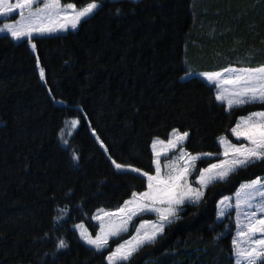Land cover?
<instances>
[{
	"label": "trees",
	"instance_id": "trees-1",
	"mask_svg": "<svg viewBox=\"0 0 264 264\" xmlns=\"http://www.w3.org/2000/svg\"><path fill=\"white\" fill-rule=\"evenodd\" d=\"M88 2L62 0L78 8ZM101 2L76 30L33 38L35 52L26 39L0 35V264H107L113 247L133 234L97 252L71 229L82 222L94 232L96 210H115L146 187L143 177L114 169L89 129L118 162L153 172L154 139L188 131L186 151L219 154L217 138L236 143L229 132L236 119L264 109L254 103L227 111L215 87L198 76L183 79L263 65L264 0ZM73 118L80 120L74 129ZM214 160H197V170ZM263 175L257 163L209 185L204 200L186 204L130 264H234L233 211L217 222L216 203ZM59 239L66 249L57 250Z\"/></svg>",
	"mask_w": 264,
	"mask_h": 264
},
{
	"label": "snow or ice",
	"instance_id": "snow-or-ice-1",
	"mask_svg": "<svg viewBox=\"0 0 264 264\" xmlns=\"http://www.w3.org/2000/svg\"><path fill=\"white\" fill-rule=\"evenodd\" d=\"M132 3L137 5L139 0H132ZM104 6L106 5L101 0H90L86 6L79 8L74 3L64 4L62 0H15L14 3L11 0H0V17L14 19V13L19 15V19H15L14 23H3L0 26V34L7 33L14 41L26 39L35 52L34 35H52L66 32L69 28L75 30ZM37 65L39 67L38 57ZM199 76L216 86L215 99L226 103L227 111L246 104H264V65L247 68L228 67L222 71L201 72ZM39 77L42 81L45 80L43 68H40ZM79 123V118L70 121L73 129ZM230 131L237 140L246 143L235 144L227 137L218 138L223 148L224 159L217 163L210 162L208 167L197 170V160L220 154L194 155L186 151L183 145L190 133L173 129L166 144L158 138L154 139L151 145L154 172H151L132 164L118 162L112 157L109 148L95 129H92V135L100 148L108 154L114 169L117 172H129L143 177L146 187L144 191H132L130 198L114 211L99 209V214L93 216L99 223V231L95 236L87 232L83 224L76 225L75 227L80 230V238L97 252H101L109 247L110 239L118 238L122 233L129 231L135 217L154 213L157 216L156 221L141 220L138 226L132 225L133 235L117 243L105 257L107 264H130L136 253L145 246L155 245L163 238L165 229L180 219V212L186 204H200L204 200V190L209 185L217 181L227 182L237 170L255 166L257 163L264 164V111L252 112L247 117L240 118ZM61 139L65 145L68 144L66 139L63 137ZM158 145H164V148L159 149ZM176 149H179V154L162 165L161 156ZM72 159L78 161L79 156L73 152ZM194 171H197L195 183L199 187H194L189 181ZM230 199L226 197L219 201V204L224 205L225 201ZM229 206L235 208L237 237L240 238L233 239L235 255L238 258L243 257L246 264L258 262L264 264V178L257 177L241 184L235 193V204ZM60 211L64 212L65 209ZM223 216L224 212L221 211L217 219ZM241 242L244 246H241ZM67 247L65 240H58L56 244L58 251Z\"/></svg>",
	"mask_w": 264,
	"mask_h": 264
},
{
	"label": "rangeland",
	"instance_id": "rangeland-1",
	"mask_svg": "<svg viewBox=\"0 0 264 264\" xmlns=\"http://www.w3.org/2000/svg\"><path fill=\"white\" fill-rule=\"evenodd\" d=\"M114 1H117V0H114ZM11 2H15V0H11ZM86 6V5H85ZM83 7V6H82ZM13 17H14V19L13 18H11V17H9V18H5V17H0V26H2L3 25V23H14L15 22V19H19V15H18V13H14L13 14ZM79 26V25H78ZM77 29V28H76ZM75 29V30H76ZM73 29H71V28H69L68 29V31H72ZM68 31H66V32H68ZM66 32H57V33H54V34H52V35H47V34H45V35H42L43 37H49V36H53V35H60V34H64V33H66ZM0 35H2V34H0ZM3 35H7V36H9L10 37V35H8L7 33H4ZM37 36H41V35H34L33 36V38H36ZM11 38V37H10ZM14 41V40H13ZM28 47H30V50L32 51V52H34L33 50H32V47H31V45L29 44L28 45ZM264 65V64H263ZM255 67H258V66H255ZM228 68V67H227ZM232 68H236V67H232ZM237 68H247V67H237ZM227 75V74H226ZM192 76H198V77H200L202 80H204L205 82H207L208 83V81H206L203 77H201V76H199V74H193V73H191V75H184L183 76V79H189V78H191ZM209 84V83H208ZM209 85H212L213 87H215V94H216V91H217V89H216V86L215 85H213V84H209ZM219 103H221V102H219ZM221 104H223L224 106H225V110H226V108H227V105H226V103H221ZM260 111H264V109L263 110H254V111H251L250 113H252V112H260ZM250 113H248V114H245V115H241V116H239L237 119H236V123L237 122H239V120H240V118H242V117H247ZM235 123V124H236ZM235 126V125H234ZM233 126V127H234ZM90 130V132H91V134H92V129H89ZM67 132H70V129H67L66 130ZM172 132V131H171ZM170 132V133H171ZM230 133H231V131H229ZM231 136H232V134H231ZM220 137H226L225 135H222V136H220ZM220 137H218V138H220ZM92 138H94L95 139V141H96V138L92 135ZM171 138V136H170V134H169V137H168V139L167 140H162V141H164L165 142V144L167 143V141L169 140ZM232 138H233V140L236 142L235 144H240V143H246V141H243V140H237L234 136H232ZM159 139V138H158ZM159 140H161V139H159ZM154 141V140H153ZM153 141H152V143H153ZM97 142V141H96ZM233 142V141H232ZM98 143V142H97ZM152 143H151V145H152ZM217 143H218V145L220 146V155H218V156H213V157H211V158H209V157H202L201 159H203V160H208V159H215L212 163H217V162H219L220 160H222V159H224V157H223V155H222V152H223V148H222V146L220 145V143H219V139H217ZM234 143V142H233ZM151 145H150V148H151ZM158 148L159 149H163L164 148V145H158ZM179 154V149H176V150H174V151H168L167 152V155H162L161 156V163H162V165L165 163V162H167L168 160H170V159H172V158H174L176 155H178ZM151 155H152V159H153V154H152V148H151ZM206 167H208V166H206ZM153 168H154V166H153ZM164 171H167L166 169H164ZM153 172H154V170H153ZM193 174V173H192ZM191 177V176H190ZM190 177H189V181H190ZM196 178H197V176L195 177V179L193 180V182H194V184L195 185H193L194 187H199V185L198 184H196L195 183V181H196ZM257 178V177H256ZM256 178H254V179H256ZM261 178H264V175L263 176H261ZM248 182H250V181H243L241 184H244V183H248ZM192 183V182H191ZM193 184V183H192ZM241 186V185H240ZM240 186L235 190V191H233V192H231V194H226V195H223L221 198H220V200L219 201H221L222 199H224V198H226V197H228V198H231L230 200H226L225 201V204L224 205H220L219 204V201H217V205H216V213H215V216H216V221L217 222H221V220L225 217V215H226V213L228 212V211H235V208L234 207H230L229 205H234L235 204V193L237 192V190L240 188ZM144 191V190H143ZM104 209V208H103ZM234 209V210H233ZM99 210V209H98ZM98 210H96L93 214H92V216H91V220H93L94 221V223L97 225L96 226V228H95V230H94V232L93 233H91V232H89L88 230H87V228H86V226H85V224L84 223H82V222H80L79 224H83V226H84V229H86L87 230V232H89V233H91L93 236H95L96 235V233L99 231V223H98V221L97 220H95V219H93V216H95V215H98L99 213H98ZM104 210H106V211H114V210H108V209H104ZM116 210V209H115ZM221 211H223L224 212V216L221 218V219H217V217H218V214L221 212ZM235 215V214H234ZM138 220L137 221V225L136 226H138V224H139V222L141 221V220H151V221H156L157 220V216L154 214V213H147V214H143V216H137V217H135L134 219H133V221L134 220ZM133 221H132V225H134V223H133ZM235 221H236V215H235V220H234V224H235V227H236V223H235ZM79 224H74V225H72V227H71V229L75 232V233H77L79 236V241L81 242H83L84 243V241L80 238V230H78L75 226L76 225H79ZM132 225H130L129 226V230L132 228ZM129 232V231H128ZM127 234V232L126 233H122L121 235H120V237L121 236H123V235H126ZM133 235V234H132ZM131 235V236H132ZM131 236H129V237H127V239L128 238H130ZM233 239H237V240H240V238L239 237H237V228H236V230H235V232H234V236H233ZM113 240H116V238H112V239H110V241H113ZM124 240H126V239H124ZM124 240H121L120 242H123ZM109 241V242H110ZM119 242V243H120ZM110 244V243H109ZM117 245V244H116ZM232 246H233V241H232ZM241 246H244L243 244H242V242H241ZM116 247V246H115ZM115 247H113V249L115 248ZM112 249V250H113ZM233 250H234V247H233ZM108 255V254H107ZM106 262H107V260H106ZM234 262H235V264H246V262L244 261V259H243V257H237L236 255H235V251H234Z\"/></svg>",
	"mask_w": 264,
	"mask_h": 264
}]
</instances>
